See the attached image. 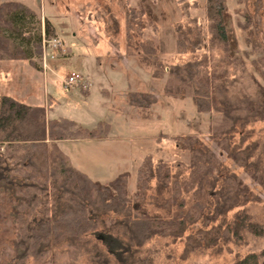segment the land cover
<instances>
[{
  "label": "rangeland",
  "instance_id": "374dc122",
  "mask_svg": "<svg viewBox=\"0 0 264 264\" xmlns=\"http://www.w3.org/2000/svg\"><path fill=\"white\" fill-rule=\"evenodd\" d=\"M23 2L39 6L36 7V17L31 22L27 19L29 22L23 28L22 37L31 38L29 47L34 51V43L48 22L52 32L49 36H59L70 47L71 53L60 56L63 52H59L58 58L50 60L49 64L55 71L46 73L54 76L46 79L28 63L2 61L0 68L6 70L7 79L0 75V92L25 103H42L51 118L72 119L83 127L93 128L100 121L110 122L114 126L110 139L115 145L123 143L130 147L131 152L134 151L137 157L134 166L149 154L186 166L191 164L195 153H203L204 158L214 155L213 162H219L221 166V177L230 176L241 182V186L235 184L234 187V191L240 194V205L225 215L226 221L232 223L238 213L245 211L251 221L264 227V118L257 113L260 105L257 90L258 85H264V78L251 62L253 59L262 61L264 57V4L258 9L254 52L244 62L229 65L227 78L221 79L225 78L220 72L223 66L222 45L218 40H212V21L207 20L205 0ZM227 5L233 15L239 46L250 51L253 46L247 43L248 33L241 27L246 19L238 12V8H244V5L237 0H227ZM254 7L248 3L249 10L257 12ZM131 8L142 11L143 16L140 19L142 25L133 22L128 35L126 14ZM187 13L202 23L205 47L195 52L179 53L176 41L182 35L178 23L183 20L181 25L187 26ZM94 15H98L100 20ZM151 45L156 52L149 54L146 49ZM155 57L164 65L162 72L156 66ZM35 60L42 66L39 57L35 56ZM194 60L204 62L201 77L210 83L215 96L209 112H199L192 97H182L183 93L177 92V82L170 80L174 65ZM69 71L83 75L90 83L89 89H65L57 84L56 77L60 80L57 75L65 76ZM155 71L159 72V77H155ZM220 80L225 83L220 85ZM130 91L152 93L157 100L149 108H140L129 103ZM248 102L255 107L254 110L250 109ZM238 116L245 121L239 122ZM126 121H130L132 126L127 127ZM179 135L192 136V140L188 141V137L177 139ZM178 141L186 147L191 145L196 152L193 154L188 148H179ZM84 159L94 163L91 156L75 155L77 163ZM102 167L108 172L104 165ZM118 170L121 168L117 167L99 179L103 182L112 180ZM190 173V170H185V177H190ZM131 180V189L135 190L136 177L132 176ZM222 182L225 183V179ZM214 189L219 192L221 183ZM54 190L43 205L46 216L51 218L57 212ZM168 195L164 191L159 196L163 201ZM182 197L186 200L184 208L194 213L203 210L207 214L214 207L211 203L209 207L194 209L196 199L199 203L207 202L208 197L203 194L200 196L190 191L182 193ZM16 203L12 193L0 185V264H12L20 253L16 247L13 215ZM148 208L151 213L158 210L152 205ZM161 214L166 217L164 211ZM102 218L106 226L116 221L112 215H103ZM222 222L223 219H219L208 224L199 218L182 237L157 235L128 252L124 249L127 238L100 229L81 241L72 238L53 240L44 247L43 254L27 258L26 264H233L249 253L260 254L264 250V232L259 235L244 230L242 239L236 240L230 238L224 228L226 225L216 244L188 248L189 234L201 238L203 230H211ZM205 223L208 225L204 226ZM110 252L116 257L109 256Z\"/></svg>",
  "mask_w": 264,
  "mask_h": 264
},
{
  "label": "trees",
  "instance_id": "16d2710c",
  "mask_svg": "<svg viewBox=\"0 0 264 264\" xmlns=\"http://www.w3.org/2000/svg\"><path fill=\"white\" fill-rule=\"evenodd\" d=\"M237 1L244 5V8H238V12L246 19L241 27L248 33L247 43L253 46L250 51L239 46L227 0H205L206 17L212 21V40H218L222 45L223 66L220 72L221 77L225 78L221 79L227 78L229 65L249 59L256 47V20L258 9L264 4V0ZM250 2L255 5L257 12L249 10ZM94 16L100 20L98 15ZM142 16V11L129 9L126 14L128 35L133 22L142 25ZM35 17L36 12L24 3H0V61L25 60L37 70L43 71L35 60V56L40 58L43 53L42 32L34 43V51L29 47L31 38L22 37L23 28L29 22L27 19L31 22ZM182 21L178 23L182 36L176 41L177 52H195L204 48L200 20L189 17L187 13L185 22L188 27L181 25ZM45 30L48 35L52 33L48 22ZM146 52L155 53L156 48L151 45ZM155 62L162 72L164 65L157 57ZM251 62L264 78V57L262 61L253 59ZM203 63L194 60L174 65L170 71V80L177 82V92H182V97H192L197 110L204 113L212 110L215 96L210 83L201 77ZM154 75L159 77V72L155 71ZM219 75L220 73L217 77ZM219 82L220 85L225 83L222 80ZM257 92L260 97L257 113L264 118V85H258ZM156 100L152 93H129V103L140 108H149ZM248 105L251 110L255 109L249 102ZM236 119L239 122L245 121L240 116ZM109 130V124L104 122L88 129L72 119H49L45 106L27 104L7 94L0 96V185L9 190L17 200L13 215L17 234L16 247L20 249V253L12 264H26L27 258L40 256L44 247L53 240L72 238L81 241L100 229H107L112 235L127 238L125 247L121 242L127 250L125 252L132 247L136 249L144 245L157 235L182 237L199 218L208 224L219 219H223V222L213 226L211 230H203L201 238H194V234H189L187 244L190 249L203 244H216L222 237L224 225L230 238L234 237L236 240L242 239L244 230L259 235L264 232V227L251 221L245 211L238 213L232 223L226 221L225 215L240 205V194L234 191V187L235 184L241 186V182L233 180L234 177H221L219 162H213L215 156L204 158L203 153H195V148L191 145L187 144L186 147L179 141L177 144L179 148H188L191 153H195L191 164L187 166L181 162L172 164L151 154L145 156L137 170L135 190L131 189L132 176L129 172L106 182L92 179L73 165L70 156L59 145L61 140L96 138L102 133L107 135ZM181 137L192 140V136L182 135L177 139ZM175 167L177 169L174 172L172 170ZM185 170L191 171L190 177H185ZM223 179L225 183L222 182ZM220 183L221 189L217 192L214 188ZM52 189H55L53 195L57 202V212L51 218L46 216L43 205ZM164 191L169 193V197L162 201L159 195ZM190 191L208 197L205 204L196 199L194 209L199 206L209 207L214 203L213 209L205 214L203 210L194 213L184 208L186 200H182V193ZM150 205L158 210L151 213L148 208ZM161 211L165 212L166 217ZM103 215L115 216L116 221L106 226ZM206 223L204 226L208 225ZM109 256L116 257L112 252ZM233 264H264V250L260 254L249 253Z\"/></svg>",
  "mask_w": 264,
  "mask_h": 264
},
{
  "label": "crops",
  "instance_id": "0c3cea01",
  "mask_svg": "<svg viewBox=\"0 0 264 264\" xmlns=\"http://www.w3.org/2000/svg\"><path fill=\"white\" fill-rule=\"evenodd\" d=\"M0 1L1 2L18 1V2L24 3L25 5L29 6L35 12H36V7H39L33 3L28 5L27 3L23 2V0H0ZM62 52L63 53L60 56L69 55L71 53L70 47H68L65 42H64V48H63ZM2 61H7V60H1L0 66L2 65ZM10 61H22V62L28 63L29 66L33 67L28 61H25V60H10ZM0 69H1L0 75H1L2 79L3 78L7 79L6 70H3L2 68H0ZM36 71L39 72L40 74H42L44 79L53 75V74H49V73L45 74V72L40 71V70H36ZM56 74H59V73H56ZM57 76L60 77V80L57 79V77L55 76L56 80H57L56 82H57V84H60L61 79H63L64 76H62V75H57ZM130 92H135V91H130ZM3 94H7V93L6 92H0V96ZM7 95H9V94H7ZM9 96H11V95H9ZM11 97H13V96H11ZM128 98H129V94H128ZM27 104H29V103H27ZM32 105H42V106L46 107V105H44L42 103L32 104ZM46 111H47V118L50 119L51 117L48 114L47 107H46ZM100 122H104V123L109 124L110 130H109V133L107 135L96 137V138L61 140V141H59V145H60L61 149L66 154H68L70 156L71 161L75 167H77L79 170L83 171L84 173L88 174L94 180L102 181L99 179L100 177H103L109 171H111L113 169H117V167H120L121 170H118L119 172L116 175H119V174H122L125 172H129L131 174V176H133L135 178L137 175V170H138V168H139V166H140V164H141V162L145 156H143L141 159H139L140 162H137V165L134 166V164L136 163V159H137L134 151L131 152L130 147H128L127 145H125L123 143H118L117 145H115L114 141L112 142V140L110 139L112 137L111 135H113L114 126L108 121H100ZM126 126L127 127L132 126L130 124V121H126ZM95 127H93V128H95ZM85 128H88V127H85ZM93 128H88V129H93ZM80 154H83L85 156H91V160L93 159L92 161H94V163L92 164L89 159L88 160L84 159L82 161L79 160V162L77 163V161L75 160V155H80ZM95 158H97V159H95ZM96 163H97V166H96ZM102 165H104V168H106L108 170V172L106 170H102V168H103ZM108 181H110V180H108Z\"/></svg>",
  "mask_w": 264,
  "mask_h": 264
},
{
  "label": "built area",
  "instance_id": "2783aa9c",
  "mask_svg": "<svg viewBox=\"0 0 264 264\" xmlns=\"http://www.w3.org/2000/svg\"><path fill=\"white\" fill-rule=\"evenodd\" d=\"M64 41L57 35L49 36L46 34V30L43 27L42 30V49L43 53L40 57L43 71L46 73L47 71L53 72L54 69L50 66L49 62L52 59L57 58L58 53L63 51ZM61 86L65 89L69 88H82L84 90H88L90 83L87 79L77 73L75 71L68 72L60 82Z\"/></svg>",
  "mask_w": 264,
  "mask_h": 264
}]
</instances>
